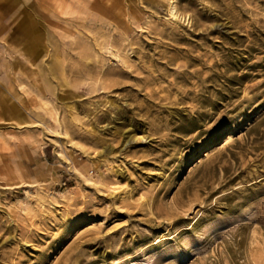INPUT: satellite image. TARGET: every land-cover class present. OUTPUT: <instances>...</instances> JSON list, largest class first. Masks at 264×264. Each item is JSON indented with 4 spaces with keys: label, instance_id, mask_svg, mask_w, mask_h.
<instances>
[{
    "label": "rangeland",
    "instance_id": "obj_1",
    "mask_svg": "<svg viewBox=\"0 0 264 264\" xmlns=\"http://www.w3.org/2000/svg\"><path fill=\"white\" fill-rule=\"evenodd\" d=\"M0 264H264V0H0Z\"/></svg>",
    "mask_w": 264,
    "mask_h": 264
},
{
    "label": "bare ground",
    "instance_id": "obj_2",
    "mask_svg": "<svg viewBox=\"0 0 264 264\" xmlns=\"http://www.w3.org/2000/svg\"><path fill=\"white\" fill-rule=\"evenodd\" d=\"M170 9H171V7H170ZM31 46H32V45H31ZM31 46H30V47H31ZM229 142H230V140L228 139V140L225 142V144H228Z\"/></svg>",
    "mask_w": 264,
    "mask_h": 264
}]
</instances>
